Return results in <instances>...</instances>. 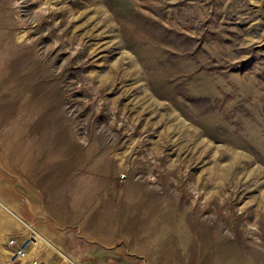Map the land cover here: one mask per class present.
I'll list each match as a JSON object with an SVG mask.
<instances>
[{"label": "rangeland", "instance_id": "1", "mask_svg": "<svg viewBox=\"0 0 264 264\" xmlns=\"http://www.w3.org/2000/svg\"><path fill=\"white\" fill-rule=\"evenodd\" d=\"M32 229L41 264H264V0H0V264Z\"/></svg>", "mask_w": 264, "mask_h": 264}, {"label": "built area", "instance_id": "2", "mask_svg": "<svg viewBox=\"0 0 264 264\" xmlns=\"http://www.w3.org/2000/svg\"><path fill=\"white\" fill-rule=\"evenodd\" d=\"M38 238H40V235L34 229L31 230L28 237L22 240L11 238L9 240V246L11 247L12 258L9 264H16L21 261H28L30 264H41L39 255L34 251Z\"/></svg>", "mask_w": 264, "mask_h": 264}, {"label": "bare ground", "instance_id": "3", "mask_svg": "<svg viewBox=\"0 0 264 264\" xmlns=\"http://www.w3.org/2000/svg\"><path fill=\"white\" fill-rule=\"evenodd\" d=\"M39 242V241H38ZM9 264V263H8Z\"/></svg>", "mask_w": 264, "mask_h": 264}]
</instances>
